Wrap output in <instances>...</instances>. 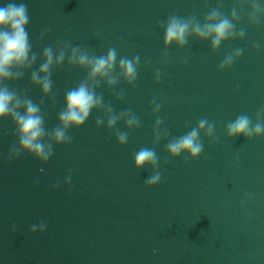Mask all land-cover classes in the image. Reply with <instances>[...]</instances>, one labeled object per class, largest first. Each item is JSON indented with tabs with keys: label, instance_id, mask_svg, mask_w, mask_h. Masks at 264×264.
I'll return each instance as SVG.
<instances>
[{
	"label": "clouds",
	"instance_id": "clouds-1",
	"mask_svg": "<svg viewBox=\"0 0 264 264\" xmlns=\"http://www.w3.org/2000/svg\"><path fill=\"white\" fill-rule=\"evenodd\" d=\"M224 0H217L203 19L195 14L187 17L172 14L163 21L164 28V56L167 57V49L176 45L183 49L189 38H195L202 42H210L212 52L220 49L221 45L228 41H243L246 37V29L240 27L241 20L246 19L248 25L264 26V3L260 0H234L229 12L224 10ZM30 15L28 5L24 0H9L0 6V120L10 119L15 126L13 143L8 151L7 161L11 162L27 154L42 165L47 164L54 155V146L69 145L74 137L69 135L72 128H80L88 120L93 110L103 113L96 117L95 126L100 129L105 121L109 131H115V136L120 146L128 142L129 131L138 129L140 119L131 108L117 113L110 103H105L103 93L97 89L102 85L113 88L112 95L117 101H122L125 92L115 91V86L123 79L128 85H134L137 81L140 56L118 57L115 47L108 49L105 55H95L87 46L73 45L70 41H56L55 44L44 46L42 53L33 51V43L29 36L28 25ZM50 29H43L37 38V44L41 43ZM254 51L264 49V42L253 43ZM245 49L232 48L228 51L218 66L219 71L230 69L240 59ZM41 60L38 68H34L37 61ZM69 70L79 68L87 75L75 87L68 89L64 96V107L58 112L57 124L52 128L46 127L45 114L42 106L45 98L55 102L53 93L52 75L55 69L65 66ZM30 71L29 83L38 87L42 96L36 103L28 96L31 87L17 90L9 86V82L15 83L24 78ZM161 73L155 72L156 83H160ZM161 110V105L152 101V113L156 115ZM123 121L128 131H120L116 125ZM163 120L157 115L153 127V145H158L161 140H167L166 151L169 157L175 159L186 154L190 160H196L204 151V143L201 134L210 143H216V124L207 118H201L190 131L179 137H171L166 129H161ZM229 139L240 136L246 140L264 137V105L256 112L253 119L246 113L238 115L229 121L224 128ZM134 167L137 170L150 168L151 175L145 180L147 188H153L162 181L160 157L155 147H142L134 153ZM165 162H168L167 160ZM188 160H185L187 163ZM39 171L43 172L44 168ZM71 173L65 178V183H71ZM38 184L39 181H36ZM58 183L53 188L58 187ZM242 201V205H243ZM47 228L46 222L31 226L30 231L43 233ZM155 251V249L153 250Z\"/></svg>",
	"mask_w": 264,
	"mask_h": 264
}]
</instances>
